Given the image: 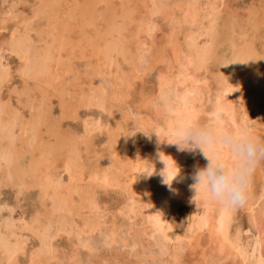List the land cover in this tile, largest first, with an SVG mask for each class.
Wrapping results in <instances>:
<instances>
[{
  "label": "bare ground",
  "instance_id": "6f19581e",
  "mask_svg": "<svg viewBox=\"0 0 264 264\" xmlns=\"http://www.w3.org/2000/svg\"><path fill=\"white\" fill-rule=\"evenodd\" d=\"M38 1H39V3L35 6V7H38L37 8L38 10L35 12V14H33L34 16H32V18H28V19H27V17H25L23 20L24 22L22 21V23H20L21 25L19 24L20 27H18V30L15 28L17 31H19V29H20V35L19 36L16 35L17 33L15 35H13V36H16L18 38L17 43L14 42L13 48H16V47L17 48L19 47L20 49L22 48L21 50L23 52V55H22L23 57L21 55L18 56V57H21L20 58L21 64L19 65L18 68H16V70L15 69H13V70H15V73H17V75L21 79L23 78V80H24L23 82H25L24 87H25V84L28 85V87H29L28 90L31 92V95H30L31 98L29 97V99H31L32 105L30 107L29 114H28L29 116H27L28 117L27 119L26 118L23 119L22 115H19L18 114L19 112H16V111L14 112V115L11 116V118H8V117H7L8 119L4 118L5 115H9L14 110L11 111L13 106L10 105L11 103L9 104L10 101L7 103L4 101V98L2 99L1 89L3 87L5 89V84H7V81H11L13 79V82H14L15 79L12 77L11 80L10 79L7 80V79H5L6 77H4V76H6V73L0 72V189L2 187H11V188H14L15 189L14 192L17 193L18 191H20L19 186L21 184H23V185H25V188H26L25 194L27 191L29 192L30 189L35 190L36 191L35 195H37V198H38L37 199L38 200L37 205L39 206V207L38 206L37 207L39 208V210L41 212H47V214L49 215V219L47 220L48 224L47 223L45 224L41 219V216H40L41 213L40 212L38 213L37 209L35 210L37 215H35L33 213V215H34L33 216L31 214L32 216L29 219V223H28V226L32 227L30 232H32V234L34 236H38V234H39L41 237L40 238L37 237V238H39L38 239L39 244H37L38 246L36 245L35 247L30 248V250H28V248L26 250L27 245H25V240L23 241L24 236L27 235L26 232H25L24 236H22L21 233H19V232H22V234H24V231L29 230L28 228H26V225H27L26 220H25L26 225H23V226L21 224H20V226L17 225L18 228H16V229L14 227H12V225H10V224L5 226V233L3 234L2 232H0V264H19L18 258L21 256L22 257L24 256V258H26V264H62V261L58 258V256L60 257V255L57 256V252L52 245H51L52 251H49L46 247L42 248V246H41V238L43 237V238L47 239V237H51L50 236L51 225L56 224V223H59L60 227H58V228H61L59 231L60 233H58V236H60V237L62 235H65V237L67 236L68 242H69V244H71L72 247L78 248V246H81L82 248H85L88 251H95V249H93L94 247H92L91 243H90L91 237H92L91 235L93 233H95V231L100 232V235H101L100 237H102V239L104 241L106 240L108 242V239H109V241L112 243H121L123 246H125L126 243H128L127 239L126 240H125V238L122 239L120 237L119 233L116 234V231L118 230V228L116 229L115 226L111 225V226L105 227L106 225L102 223V219L104 217L102 214H100L99 212L97 213L96 211H94V212L90 211V213H87V214L81 213V209H84V207H86L87 209H90V207H91L90 205H92L94 203V202H92V200L94 199L95 194L98 193V189L99 190L101 189L104 192H107L108 189H111L114 191L116 189L118 192L120 191L122 193H125L126 198L128 200H131L130 201L131 203H129V205L126 207L127 212L132 213L131 215H133L134 213H138V215L141 217L140 221L142 222V225H143V221L145 222L144 217H143V215H144L146 218V222L148 224V226H145V227H149L147 230L150 233L149 235L150 236L152 235L151 237H153V235L155 236L152 238L153 239L152 241H149L151 243L148 242L149 244H151L148 247H150V248L153 247V250L156 247L157 248H161V247L167 248V247H174V246H178L181 249H183L182 245H184V243L186 244L185 237H183V238L178 237V239L174 238L173 235L171 234V231H170L171 228L168 227L170 229H166L167 230L166 231L164 229V227L162 226L163 225L162 224L163 219H164L165 212H166L165 208L169 202L168 200L174 199V198H180V199L183 198V199H189L192 202L200 203L201 206L204 207L205 212L201 216V218L199 217L200 218L199 219V229L207 228V230H208L207 234L208 235L206 237L209 239V241H210L209 243H213L215 246L214 248L216 249V247H217V249L219 250V253H220V250L222 252H224L223 254H224L225 258H227V257L230 258V256H232L233 258H235V260L233 259L235 262L237 261L236 259L238 258V261L240 260L241 264H245L244 263L245 258H244L243 252L240 250H237L235 248L234 241H231L229 238L228 228H229L230 215L228 214V211L226 210L227 208H224V207L208 200L206 195L202 191L195 193V190L192 187V185L194 184L193 179L190 178L191 182L189 180L190 184H188V185H185V183L182 182V178H184L185 176H188L190 174V171H189V174L186 175V173H188L189 166L194 168L193 171H191L192 172L191 174L193 175L197 167H204L206 165L207 160L203 156L201 150L198 149L199 150L198 151L199 156L197 158H195L194 162H192L190 165H188L186 167L188 170H184L183 169L184 168L183 160H184V158H186L185 156L188 155L187 151H178L177 147L175 145L169 144L164 140L171 141L172 137L170 136V131L174 125L186 124V123L194 121V116H195L194 111H195L196 105L199 104L203 98V93H202V89H201L202 86L200 87V84H196L197 80H195V77H196L195 75H197L196 74L197 71L205 69L204 67H206V66L204 63L209 59H211V61L217 62L219 64V65L218 64H216V65H218L217 79L220 81L219 84L217 83V85H218V86H216L217 88L215 87V89L217 90V94H216L215 98L213 97L215 99V101H214L215 104L213 105L212 110H211V113H213V119L211 121L213 122V124L223 123L225 120L223 121V117H221L219 115L221 112H223L227 115L228 120H230L232 122L231 124H233L234 126H236L237 124H242L243 122L246 121L244 115H242L241 108L239 107V105L236 106V104L237 103L240 104V102L242 100L241 99L242 92L239 89V85H237V82L238 81L241 82L240 77L241 76L244 77L248 73H253L255 75L257 73H259V69H260L259 65L261 63L263 64V67H264V59L260 58L261 56H259V54L255 48V45L253 44L255 38H257L256 32L260 29L259 27L262 26L261 18L251 17L250 14L248 13L249 17H246L247 20L245 19V24L247 25L248 30L252 33L251 36L254 39L252 40V42H248V43L245 42L243 45L238 46V45H236L237 43L235 44L233 42L234 40L231 39L232 34H230V30H232L234 27H237L236 22L232 19L233 17L231 18L228 16H223L221 14V12H222L221 7L224 4V0H185L187 2H185L183 4V6L181 7L183 10L182 13L179 14V11H181V8H177L178 10L176 9L178 11V14H179V15L178 14L177 15L180 16L181 19H183V21L179 20L180 18L177 20L178 17H176V20L178 23H180V24H181V22L183 23L181 25L182 27H180V28L177 27L178 29L181 30V32H179V30H178V34L175 38H177V39L179 38V39L174 41V42H177V44L179 45L178 54H175L176 56L174 58L176 61H178L177 62L178 63V69H176L178 72V76L175 77V75H173L176 78L175 80H173L172 78H170V76H168V74L167 75L164 74L165 76H162L159 79V80H161V82L159 83V81H158V84H160L159 85V87H160L159 88V92H160L159 97H160L161 101H163V104L161 103L162 104L161 111L165 113V114L163 113L164 115L161 114L162 117L159 116L161 118L160 122H157L159 125L156 127L157 129L154 130L156 132V134L159 135V138H160L159 142L157 144H152V146L149 149L145 150L142 153H138L134 158L132 156H130L128 154L129 152L126 151L127 148L130 146L129 145L130 141L128 140V137H127V133L129 131L126 132L127 131L126 130L124 132V130H125L124 124L126 122V119L129 118L128 114H127L128 112L127 113L124 112L123 108L120 107L121 106L120 104H119L120 106H118V107H112V105H111L110 107L108 106L107 111H108L109 116L112 115L115 118V123H114L115 125H114V130L108 129L109 131H107L108 133L106 134V138L104 139L105 140L104 142L106 144L104 147L105 148L104 149L105 155H103L100 152V154L103 156L99 155L100 157L98 159L96 157L95 161H91V160L88 161V159L85 158V156H84V152L88 151L87 149L90 147L89 146L90 142L85 137L86 135L84 133L81 135L74 134V133H68V134L64 135V133H59L60 131L58 132V130H56L57 129L56 127L53 130H49V129L48 130H41V121H42L43 117L46 118L47 116H46V114H45L46 117L42 115L43 111H44L42 109V105H41L42 103L40 101L42 98L40 100H37L36 96H38V94L40 92L47 94L46 93L47 89L49 87H51V80L46 78L48 76L47 73L50 71L49 67L52 66L51 65L52 63H55L58 66L59 65L62 66V64H64L65 61L62 60L60 55H61V53L65 52V51H67V52L69 51L68 60L66 61V62H69V57H72V55H74L73 53H75L76 46H81L82 43H84L89 49L88 52L90 53L91 61H92V59L94 60L93 55L95 56V58H96L94 60L95 63H90V62H88L89 64L84 63L85 66H83L84 67L83 69L80 68L81 65H80V67L78 66L79 69H81L82 71L78 70V69H75V70L73 69L75 71L73 73V76L71 77V79H68L69 77H67V80H69L68 83L66 85H62L57 90V95L58 96H62V95L66 96V94H68L70 92L72 93V91H71L72 88H76L79 83H82V85L87 86L89 94H87V95L83 94L82 95V93H81L82 96L79 94L78 95L80 97L76 96V97L80 98V100H79V102L81 103L80 108L81 107L89 108L92 106H99L103 109V108H105V106H103L105 104V101L102 99L103 89H102V86H100L101 85L100 78L102 76L100 69L103 70L104 68L107 69V68H111L112 66H117V68L120 69V70H118V72H120V78L118 81L113 82L111 86H112V89H114L113 88V86H114L115 88L116 87L119 88L120 91L122 90L123 91V97H122L123 99L122 100H124L123 102H125V100L127 102V99L130 97V94H129V90L131 89L130 87L133 86V82L136 79L135 74L139 68L138 66H140V62L142 60L147 62L148 61L147 58L149 56V55L147 56V54L142 55L143 54L142 51L144 49L143 46L145 45V43H142V45L138 49H136V48L134 49L132 47L133 43L135 42L134 39L140 38V36H143V38L147 39L148 36H151V33L154 32V30L152 31V28H154V25L156 26V24L152 20H154V17H157V16L159 18L160 17L166 18V14L164 11L166 9L165 7L168 4L166 5L164 3V2H166V0H148V1H146V4L144 3V5H145L144 14L142 13V10L140 9V11L143 15L142 14H140V15L136 14L137 11H135L133 6L130 7V5H129V7H128L125 3L128 0H124V3L120 1L122 3V5H120V8L118 6L119 9H116L115 7H114V9H112L113 7L106 5L107 8H105V10L103 11V12H105L104 15L106 18L105 19L103 18L104 20L101 19L102 21H104V23L100 21L101 24L102 23L104 24L103 25L104 27H103V29H101L99 31V30H97L98 28L96 27V22H99V21H97L98 19H96V22H95V20H93V19H94V16L96 17L95 13L96 12L98 13V11L100 12V10L97 8L98 11H96L94 13V6L98 2H101L103 0H89V1L85 0V2H83V3H85V5L82 6V4H79V6L80 5L82 6L80 8L78 7V4H77L78 2L80 3V1L77 0L78 1L77 2L75 0V2L72 4L73 7L71 8V13L72 12L75 13V11L78 10L77 17H79V19H77V22H76L77 25H75V26H74V23L72 24V21H74V20L70 16L71 13L69 12V14L67 16L66 12L63 11L64 8L62 7V5L65 2H69V0L68 1L67 0H38ZM107 1H108L107 3L111 2V0H107ZM130 1L131 0H129V2ZM129 2H127V3H129ZM133 2H134V0H133ZM141 2H144V0H142ZM11 3H13V2H11ZM71 3H72V1H71ZM102 3H106V2L103 1ZM114 3H116V2H114ZM138 3H140V1ZM225 3H227V2H225ZM111 4H113V2ZM111 4H108V5H111ZM69 5H71V4H69ZM113 5H115V4H113ZM113 5H111V6H113ZM117 5H119V4H117ZM178 5H180V4H178ZM11 6H13V5H11ZM8 7H10V6L8 5ZM167 7H169V6H167ZM12 8L14 9V7H12ZM175 8H176V5L174 6V9ZM225 8L227 9V6ZM171 9H173V7H171ZM6 10H7V8H6ZM4 11H5V9H4ZM116 11H119V12H116ZM1 12L3 13L2 10H1ZM223 13H225V12H223ZM7 15L13 17L15 14L13 12L9 11L7 13ZM20 15H22V14H20ZM23 15H25V13ZM23 15H22V17H23ZM99 15L100 14L98 13V15H97L98 17H96V18H99ZM3 16L4 15L2 14L1 17H3ZM246 16H248V15H246ZM19 18H18V21H19ZM171 19L175 20L174 13L171 16ZM241 19L242 18H240V20ZM2 20H3V18H2ZM0 21H1V19H0ZM12 21H14V20H10V22H12ZM171 22H173V21L171 20ZM0 23L4 24L3 22H0ZM15 24H18V23L15 22L14 25ZM38 24H39V26H38ZM132 24H133V26H132ZM184 24L187 26L184 27ZM14 25L12 27H14ZM2 27H0V30ZM100 28H101V26H100ZM241 28H242V26H241ZM12 31H11V34H12ZM29 32L35 33V36H36L35 40H33V41L30 40L31 37H29V35H28ZM239 32H241V31H239ZM172 33H174V32H172ZM7 39H9V38H7ZM222 39H229L228 47L230 50V56H229V59L227 61H223L219 57V55H215L217 53L216 51L219 49V46L221 45L220 42ZM133 40H134V42H133ZM30 41H31V43H33L34 46L32 45V47H31V44L30 43L28 44V42H30ZM9 43H10V40H9ZM1 44H2V42H1ZM134 45H135V43H134ZM13 48H11V49H13ZM163 50H164V48H163ZM11 51H13V50H11ZM70 53H71V55H70ZM82 53H84V52H82ZM82 53H80V54H82ZM85 53H86V51H85ZM89 53H88V55H89ZM65 54H66V52H65ZM97 54H99L103 57L102 61L97 62V60L99 59L96 56ZM226 54H229V53H226ZM77 56H80V55L78 54ZM81 56H82V58L86 57V56H84V54ZM152 57H155V59L157 61H165V58H164L165 56L160 55V53H158V52H156L154 54L152 53ZM259 58L263 60L261 63L259 61L260 60ZM118 59H120L121 62H119ZM79 61H82V60L79 59L78 62ZM169 63H170V61H169ZM210 64H213V63L211 62ZM13 67L15 68V66H13ZM66 68H67V72H69V70H71L72 67L70 65L66 64ZM170 68H173V67H170ZM57 70H59V69H57ZM168 70H169V68H168ZM262 70H264V69H262ZM114 72H116V71H114ZM138 72H140V71H138ZM55 73H57V72H55ZM114 74H117V72ZM32 75L38 76V77L34 76L36 82H40L43 85H40V83H37V84L33 83L34 85H31V86L29 84H27V78H30ZM64 75H65V73H64ZM7 76L11 77V74L7 73ZM112 76L114 77L115 75H113V73H112ZM112 76H110V77H112ZM199 77H202V76H199ZM255 79L257 80V78H255ZM198 80H199V78H198ZM252 80H253V78H252ZM20 81H22V80H20ZM53 81H55V80H53ZM63 82H65V81H63ZM105 82H106V80H105ZM206 82H207V80H206ZM246 83H248V82H245V84ZM61 84H64V83H61ZM15 85H12V86L14 87ZM21 85H22V83H21ZM252 85H255V84H252ZM20 86H19V88H20ZM9 87L10 86L7 85L6 88H9ZM79 87L80 86H78V88ZM205 87H206V85H205ZM112 89H111V91H112ZM11 90L13 91V89H11ZM119 90H117L118 93H121ZM5 91H7V90H5ZM9 91H10V89H9ZM12 91H11V94H13ZM21 91H23V89ZM36 91L39 93H37ZM114 91H116V90H114ZM82 92H84V91H82ZM253 92L260 98V100L261 99L264 100V87H262V85L261 86L255 85ZM16 93L18 94V92H16ZM53 93H55V92H53ZM213 93H215V92H213ZM76 95H77V93H76ZM115 95H116V93H115ZM138 95H139V93H138ZM24 96H25V94H24ZM21 97H23V95L20 96V98ZM7 98L10 100L9 97H7ZM38 98H40V97H38ZM107 98H108V100H111L112 102L114 100V98H112V97L107 96ZM115 98H117V97H115ZM29 99H27V100L29 101ZM56 99H57V97H56ZM24 100H26V99H24ZM108 100L106 99V101H108ZM145 101L148 103V100H145ZM97 102L99 104H97ZM15 103H16V100H15ZM24 103H25V101H24ZM16 104L18 105V102ZM110 104H113V103H110ZM48 105H49V103H48ZM72 106L73 105H71L70 108H68L65 105H63V103H62L60 105V108L62 111L61 115L64 116L66 113L69 116V113L67 111L71 110V112H72V108H74L73 112L76 113V109H77L78 105H76V107H72ZM151 106H152V103H151ZM256 106H257V104H256ZM26 108L27 107L24 106V109H26ZM24 109L21 108L20 111H22ZM257 109H258V107H257ZM20 113H22V112H20ZM88 113L89 112L87 110V114ZM78 114H80V113H78ZM10 115H12V114H10ZM91 116H92V114H91ZM78 117L80 118V116H78ZM238 117H239V123L238 122L236 123V118H238ZM259 117H261V115ZM259 117L257 116V118H259ZM47 119L48 118H46V120ZM54 120L55 119L53 118V121ZM56 120L54 122H56ZM128 120H127V122H128ZM261 120H263V119H261ZM60 121H61V119H60ZM100 121H102V120L100 119ZM110 121H111V119H110ZM97 122H98V120H97ZM107 122H109V121H107ZM141 122H142L141 125H143V120ZM17 123L19 126V130H17L18 132L15 131ZM47 123H49V122L47 121ZM208 123H210V122H208ZM106 124H108V123H105V125ZM52 125H53V123H52ZM44 126H47L46 123ZM69 126H71V125H69ZM149 126L150 125L148 124L146 127H149ZM84 128H86V126H84ZM59 130H60V128H59ZM61 130H62L61 132L64 131L63 128ZM125 133H126V135H125ZM101 135H102V137H104L103 136L104 134H101ZM89 136H91V135H89ZM145 144H146V142H145ZM93 147L94 146H92V148ZM99 149L103 150L101 147ZM205 151L207 152L208 149H205ZM62 153H65L64 154L65 156L64 155L63 156L66 158L65 170L67 172V178L65 177L66 178L65 182L64 181H55V180L53 182V180L51 179V177L48 173V168L50 169V167H48V162L52 158H54L57 155L62 154ZM88 153H90V152L88 151ZM94 153H96V150ZM58 159H60V158L57 157L56 162H58L57 161ZM62 159L63 158H61L60 160L62 161ZM155 162L157 165L154 164ZM53 163H55V160ZM65 163H62V164H65ZM147 163L149 164L150 169L147 172V174H146V172H144L143 176H144V178L147 179V177H148L147 175L150 174L149 175L150 176V179H149L150 182L148 180L149 183L146 184L143 182L144 180H142V178L141 179L139 178V172L144 171L142 169H144L146 167ZM174 163L177 166V168L179 169V173H178L177 177L171 181V184L169 186L168 183H165V179H164L163 174L165 175L166 179L168 181H170L171 179H169V176H171V178H172V176L175 174V171H176V169L174 167ZM165 165H166V167H165ZM93 167H95V169ZM90 169H94V170L91 171ZM97 169H99L98 171L101 174L98 173V171H95ZM86 170H90V173L92 175L88 178H89V180L91 179L92 181H90V183H88V184H85V186L82 185L83 187L76 186V184L78 185L79 183H77L76 180H74L75 177L77 176L76 178H81V176H83V174L85 173ZM49 172H50V170H49ZM52 176H54V175H52ZM262 176H264V175H262ZM58 180H60V179H58ZM184 182H185V180H184ZM96 196H98V195L96 194ZM138 197H141V199H140L141 203L140 204H138L139 202L136 201V199ZM257 197L258 196H256L255 199ZM251 199H254V198H251ZM251 199H250V201H251ZM14 201H15V199H14ZM17 201H18V199H17ZM259 201H260V204L257 201L259 206L256 210H255V207L253 206L254 207V210H253L254 211L253 212L254 217L256 219V222L259 223L258 225H260V223H262L261 221L264 219V189H263V192L261 194V198ZM5 204L6 203H3V205H5ZM8 206H10V205L8 204ZM3 207H5V206H3ZM19 209L21 210V208H19ZM1 210L3 212V208ZM13 211H14V208H13ZM10 213H12V212H10ZM21 215L23 217V214H21ZM26 215H28V214H26ZM131 215H128V216H131ZM228 216H229V218H228ZM24 219H26V217ZM4 221H7V220L5 219ZM22 221H23V219H22ZM112 223L114 224V222H112ZM252 224H251V226H252ZM190 225H191V223H190ZM243 225H245V224H243ZM255 225H256V223H255ZM262 227L264 228V226H262ZM102 228H108V229H106V231H104L105 229L102 230ZM263 228H262V230H263ZM254 230L255 229H253V231ZM34 231L36 233L38 232V234L36 235V233H34ZM260 231H261V229H260ZM127 232H129V231H127ZM140 232H142V231H140ZM203 234H205V232H203ZM261 234H263L262 231H261ZM29 235H31V234H29ZM186 235L187 234H185V236ZM138 236L139 235L136 233H133V234L130 233L129 234V239H130V241H132L133 245H135L141 241L140 240L141 238L139 239ZM147 236H148V234H147ZM147 236H145V237H147ZM196 236H197V234H196ZM204 236H200V237L205 239L206 237L204 238ZM30 237H31V239L34 238L32 236H30ZM30 237H28V239ZM11 238L13 239L12 241L10 240ZM25 238H27V237H25ZM118 238H119V240H118ZM258 238H259V236H258ZM258 238L256 237V239H258ZM30 241H29V244H30ZM130 241H129V244L131 243ZM143 241H144V239H143ZM33 242H35V241H33ZM145 242H143V243H145ZM204 242H206V241H204ZM259 242H260L259 243L260 248L258 249L257 264H263L264 263V254H263V251L261 249L262 248L261 243L264 242V239L262 238V236L260 237ZM140 243H139V245H140ZM146 244L147 243H145L144 245H146ZM204 244L206 245L207 243H204ZM122 245H121V248H122ZM253 245H256V243L255 244L253 243ZM54 246H55V243H54ZM56 246H58L57 243H56ZM64 246H66V245H64ZM146 246H141V248L145 251L147 249ZM186 246H188V245H186ZM210 246H212V245L210 244ZM27 247H31V245L27 246ZM127 247H128V245L125 248H127ZM257 247H258V245H257ZM117 248H120V247H117ZM136 248L139 249V247H137V246H136ZM202 248H203V246H202ZM215 249H214V251H215ZM58 250L61 251L62 249H58ZM74 250L78 251V249H74ZM113 250H114V248H113ZM118 250L119 249H117V251ZM148 250L149 249H147V252H149ZM153 250L151 249V251H153ZM207 250L211 252L212 249L211 250L207 249ZM25 251H27V252H25ZM133 251H134V247H133ZM144 251H142V253ZM230 251H231V253H230ZM140 252H141V249H140ZM201 252H202V250H201ZM210 252H208V253L210 254ZM222 252H221V254H222ZM73 253H75V251ZM77 253H75L73 255L75 258L76 257L79 258L78 255H80V254L79 253L77 254ZM92 253H94V252H92ZM120 253L121 252H119V254ZM213 253H211L212 256H214ZM252 253H253V251H252ZM48 254L50 255L51 258L47 257V256H49ZM58 254H59V252H58ZM108 254L111 256L110 253H108ZM204 255H205V253H204ZM106 258H108V257H106ZM221 258H222V255H221ZM65 259L67 260V257ZM204 259H205V257H204ZM217 259L219 260L220 258H217ZM205 260H207V262H208V259H205ZM246 260H247V258H246ZM246 260H245V262H246ZM74 261H73V263H74ZM220 261H221V259H220ZM224 261L227 262V259H225ZM250 261H252V260H250ZM214 262L217 263L216 260ZM76 263H78V262H76ZM117 263H119V262H117ZM92 264H94V263H92ZM224 264H226V263H224ZM247 264H248V262H247Z\"/></svg>",
  "mask_w": 264,
  "mask_h": 264
},
{
  "label": "rangeland",
  "instance_id": "374dc122",
  "mask_svg": "<svg viewBox=\"0 0 264 264\" xmlns=\"http://www.w3.org/2000/svg\"><path fill=\"white\" fill-rule=\"evenodd\" d=\"M71 1H72V3H71ZM78 1H80V3ZM78 1H77L78 2L77 4H78V7L79 8L82 7L83 5H85V3H83V2H85V0H78ZM87 1H89V0H87ZM103 1L106 2V3H102ZM103 1L98 2L94 6V13L96 11H98V9L100 10V12L98 11V13L100 14L99 15V18L100 19L99 18H96V17H98L97 16L98 15L97 12L95 13L96 17L94 16V19H93V20H95V22H96V19H98L97 21H99V22H96V27L98 28L97 30H99V31L101 29H103V27H104L103 26L104 25L103 24L104 21H102L101 19H103V18L105 19L106 18L105 15H104L105 12H103L105 10V8H107L106 5L107 6H110V7H113L112 9H114V7L116 9H119L120 8V5H122L121 2L124 3V0H119V1L118 0H111L110 3H107L108 2L107 0H103ZM139 1H140V3H138ZM141 1L142 0H134V2H133V0H131L129 2V0H128L127 2H129V3H127V2H125V3H126V5L128 7H129V5H130V7L133 6L134 9H135V11H137L136 14H139L140 15L142 13L144 14V11H145L144 10L145 9L144 8L145 7L144 3L146 4V1H148V0H144V2H141ZM11 2H13V3H11ZM74 2H75V0H69V2H65L62 5V7L64 8L63 11L66 12L67 16H68L69 12L71 13V8L73 7L72 4ZM112 2L115 5L111 4ZM114 2H116V3H114ZM185 2H187V1H185V0H179V1L178 0H166V2H164V3L166 5L168 4L167 6H169V7H167L165 5L166 6L165 7L166 9H165L164 12L166 14V18L165 17H160L159 18L158 16L157 17H154V20H152V21L156 24V26L154 25V28H152V31L154 30V32L151 31L152 32L151 33V36H148L147 39L146 38H143V36H140V38L134 39L135 42L133 40V42L135 43V45L133 43V46L132 47L134 49L135 48L138 49L142 45V43H145V45L143 46L144 49L142 51V53H143L142 55H144V54L146 55L147 54V56L148 55L149 56L147 58L148 59L147 62H145V61L142 60L140 62V66H138L139 68H138V70H137V72L135 74L136 79L133 82V86L130 87L131 88L129 90L130 97L127 99V102L125 100L126 103L123 102L124 100H122L123 99L122 98L123 97V91L122 90L120 91L119 88H117V87L115 88L114 86H113L114 89H112V86H111L113 82L118 81L119 78H120V72H118V70H120V69L117 68V66H112L111 68H107V69L106 68H104V69L102 68L103 70L100 69V72H101V75L102 76L100 78L101 85L100 84L99 85L102 86V89H103V97H102V99L105 101V104L103 105V106H105V108L102 109L99 106H92V107H89V108H84V107H81L80 108V104L81 103L79 102V100H80V98H79L80 96L79 95H81V93H82V95L83 94L84 95L89 94L88 93L87 86L82 85V83H79L76 88H72L73 89V90L71 89L72 93L70 92V93L66 94L67 97L65 95L58 96L57 95V90L62 85H66L68 83L69 80H67V77H69L68 79H71V77L73 76V73L75 72L74 71L75 69L81 70V69H79L80 65H81L80 68L83 69L84 68L83 66H85L86 63L87 64H89L88 62L95 63L94 60L96 59L95 56L93 55L94 60L92 59V61H91L90 53L88 52L89 49H88V47L84 43H82L81 46H76L75 53H73L74 55H72L73 58L72 57H69V62H66L68 60V53H69V51L68 52L65 51L66 54H65V52L61 53L60 56H61L62 60L65 61V63L67 65H70L72 67L71 70H69V72H67V68H66V64L65 63H64L65 65L62 64V66L61 65L58 66L55 63H52L51 64L52 66L49 67L50 68V71L47 73L48 76L46 77L47 79L51 80V87H49L47 89V92H46L47 94H45L43 92H40L39 93V92L36 91L37 93H39L38 96H36L37 97V100H40L42 98L40 100L41 103H42L41 104L42 105V109L44 110L42 115L45 116V114H46L47 117L46 116L45 117L48 118L46 120V118L43 117V119L41 121V130H48V129L49 130H53L56 127L57 128L56 130H58V132L60 131L59 133H64V135H66L68 133H74V134L81 135V134L84 133L86 135L85 137L90 142V144H89L90 147L87 149L90 153H88V151L86 150L87 152H84V156H85V158L88 159V161H90V160L91 161H95V158L96 157L98 159L100 156L105 155L104 154L105 153V151H104L105 148L104 147H105L106 144L104 142L105 141L104 139L106 138V134L108 133L107 131H109L110 129L111 130H114L115 118L112 115L111 116L108 115L107 108H108V106L110 107L111 105H112V107H118V106L121 105L120 107L123 108L124 112H126V113L128 112L127 114H128V117H129L128 118L129 120L126 119V122L124 124V126H125L124 127L125 128L124 132L126 130H127L126 132L129 131L127 133V137H128V140L130 141L129 142L130 143L129 144L130 146L126 150L127 152H129L128 154L134 158L138 153H142L145 150L149 149L152 146V144H157L159 142V139L160 138H159V135L156 134V132L154 130H156L157 129L156 127L159 125L157 122H160V119H161L160 117H162V115L165 114L164 112L161 111L163 101H161V99L159 97V95H160V92H159V88L160 87H159V85L160 84H158V81L160 83L161 80H159V79L162 76H165L167 74L173 80H175L176 79L175 77L178 76V72L176 70V69H178V63H177L178 61H176L174 58L176 56L175 54H178V50H179L178 47H179V45L177 44V42H174V41H176V40L179 39V38L178 39L175 38L177 36V34H178V30H179V32H181V30L178 29V28L182 27L181 25L183 23L181 22V24H180V23L177 22V20L180 18V16H178V15L182 13L183 10H182L181 7L183 6V4ZM225 2H227V3H225ZM38 3H39L38 0H11V1L10 0H0V6H1L0 7V17H1L2 14L4 15L3 17L0 18L1 19L0 22H3L4 23V24L0 23V27L3 26L1 28V30H0V44L2 42V44L0 45V72L6 73V76H4V77H6L5 79H7V80L8 79L11 80L12 77L15 79L14 82H13V79L11 81H7V84H5V89H4V87L1 89L2 99L4 98V101L7 102V103L10 101L9 104L11 103L10 105L13 106V108L11 109V111L14 110L12 113L9 112L12 115H10V114L9 115H5L4 116L5 119L11 118V116L14 115V112L15 111L16 112H19L18 114L19 115H22L23 119H25V118L27 119L28 118L27 116H29L28 115L29 114V110H30V107L32 105L31 99H29V97L31 98V96H30L31 95V92L28 90L29 89L28 85L25 84V87H24V83L25 82H23L24 81L23 78L21 79L17 75V73H15L16 68H18L19 65L21 64V59H20L21 57H18V56L19 55L22 56L23 55V52L21 50L22 48L21 49L19 47H18L19 49L17 47L16 48H13L14 42L17 43V41H18L17 40L18 38L16 36H13V35H15L16 33H17L16 35H18V36L20 35V29H19V31H17L18 30V27H20L19 24L22 23V21L24 20L25 17H27V19H28V18H32V16H34L33 14H35V12L38 10L37 9L38 7H35ZM177 3L180 4V5H178ZM69 4H71V5H69ZM79 4H82V6L81 5L79 6ZM108 4H111L113 6L108 5ZM117 4H119V5H117ZM8 5L10 7H8ZM11 5H13V6H11ZM175 5H176V8L174 9V6ZM118 6H119V8H118ZM226 6H227V9L225 8ZM12 7H14L15 10ZM171 7H173V9H171ZM6 8H7V10H6ZM177 8H181V11H179V14H178V11H177L178 9ZM4 9H5V11H4ZM140 9L142 10V13H141ZM1 10L3 11V13L1 12ZM221 10H222L221 14L223 16H228V17H231V18L233 17L232 19L236 22L237 27L239 26L238 28L237 27H234L232 30H230V34H232L231 35V39L234 40L233 42L235 44L237 43L236 45H238V46L243 45L245 42L246 43L252 42V40L254 39L251 36L252 33L248 30L247 25L245 24V19L247 20L246 17H249V14H250L251 17L261 18V20H262V26L259 27L261 30L259 29L260 31L258 30L256 32V37L257 38H255L253 44L255 45V48H256L259 56H262V54L264 55V0H226V1L224 0V4L222 5ZM9 11L13 12L15 14L14 15L15 17L14 16L12 17V16L7 15V13ZM116 12H119V11H116ZM223 12H225V13H223ZM24 13H25V15H23ZM72 13L70 14V16L73 18L74 21H72V24L74 23V26H75V25H77L76 24L77 19H79V17H77L78 10H76L75 13H73V14ZM173 13H174L175 20L171 19V16H172ZM20 14H22L23 17ZM246 15H248V16H246ZM17 17L18 18L20 17L19 18V21H18V18ZM176 17H178L177 20H176ZM2 18H3V20H2ZM240 18H242V19L240 20ZM10 20H14V21L10 22ZM171 20L173 22H171ZM179 20L183 21V19H181V18ZM100 21L103 22V23L101 24ZM15 22L18 23V24H15L16 26L14 25ZM39 24H38V26H39ZM13 25H14V27H12ZM100 26H101V28H100ZM132 26H133V24H132ZM186 26L187 25L184 24V27H186ZM241 26H242V28H241ZM11 31H12V34H11ZM239 31H241V32H239ZM172 32H174V33H172ZM29 33H28V35H29V37H31L30 40H32V41L35 40V38H36L35 33L34 32H29ZM7 38H9V39H7ZM9 40H10V43H9ZM29 43L31 44V47H32L33 43H31V41L28 42V44ZM220 43H221V45L219 46V49L216 51L217 53L215 55H219V57L223 61H227L229 59V56H230V50H229V47H228V45H229V39H222ZM11 48H13V49H11ZM163 48H164V50H163ZM11 50H13V51H11ZM85 51H86V53H85ZM82 52H84V53H82ZM156 52L160 53V55H162V56H165L164 57L165 58V61H157L155 59V57H152V53L154 54ZM80 53H82V54H80ZM88 53H89V55H88ZM226 53H229V54H226ZM78 54L80 56H77ZM83 54H84V56H86L85 58L84 57L82 58L81 55H83ZM70 55H71V53H70ZM96 56L99 58L97 60V62H100V61L103 60V57L101 55L97 54ZM79 59L82 60V61H79L78 62ZM118 60H119V62H121L120 59H118ZM169 61H170V63H169ZM259 61L261 63L263 60L260 59ZM211 62L213 64H210ZM204 64L206 66L204 68L205 69L207 68L206 69L207 71L205 69H202L203 71L202 70H199L200 72L197 71L196 72L197 75H195L196 76L195 77V80H197L196 84H200V87L202 86L201 89H202V93H203V98H202L201 102L199 103L200 105L199 104L196 105V108H195V111H194V115H195L194 116V121L197 119L196 121H199L200 123L208 124V122H210V123L213 124V122L211 121L213 119V113H211V110H212L213 105L215 104L214 103V101H215L214 98L216 97V94H217V90L215 89V87L218 86L217 83L218 84L220 83V81L217 79L218 65L219 64L217 62L211 61V59L207 60ZM216 64H218V65H216ZM13 66H15V68ZM170 67H173V68H170ZM168 68H169V70H168ZM259 68H260L259 69V73H257L256 75L253 74V73H248L246 76H244V77L241 76L242 78L240 77L241 82H239V81L237 82V85H239V89L242 92V97H241L242 100H241L240 104L237 103L236 106L239 105V107L241 108L242 115H244L245 120L247 122H249V123H254L256 121H260V122L264 123V121H263L264 120V100L263 99L260 100V98L253 92L254 91V88H255V85L256 86L257 85H260V86L262 85V87H264V72H263L264 70H262V69H264V67H263V64L262 63L259 65ZM13 69H15V70H13ZM57 69H59V70H57ZM114 71H116L118 75L117 74H114V73H116ZM138 71H140V72H138ZM55 72H57V73H55ZM63 72L65 73V75H64ZM7 73L8 74H11V77L7 76ZM112 73H113V75H115L114 77L112 76ZM173 75H175V77ZM34 76L35 77H38L36 75H34ZM34 76L32 75L31 76L32 78L31 77L30 78H27V84H29L30 86L31 85H34L35 83L36 84L37 83H40V82H36ZM110 76H112V77H110ZM199 76H202V77H199ZM198 78H199V80H198ZM252 78H253V80H252ZM255 78H257V80ZM19 79L22 80V81H20ZM53 80H55V81H53ZM105 80H106V82H105ZM206 80H207V82H206ZM63 81H65V82H63ZM245 82H248L249 84L248 83L245 84ZM21 83H22V85H21ZM61 83H64V84H61ZM252 84H255V85H252ZM7 85L10 86V87L9 88H6ZM12 85H15V86L13 87ZM40 85H43V84L40 83ZM205 85H206V87H205ZM19 86H20V88H19ZM78 86H80V87L78 88ZM9 89H10V91H9ZM11 89H13V91ZM22 89H23V91H21ZM111 89H112V91H111ZM5 90H7V91H5ZM14 90L16 92H18L19 95ZM114 90H116V91H114ZM117 90H119L121 93H118ZM11 91H12L13 94H11ZM82 91H84V92H82ZM53 92H55V93H53ZM213 92H215V93H213ZM76 93H77V95H76ZM115 93H116V95H115ZM138 93H139L140 96L138 95ZM24 94H25V96H24ZM119 94L120 95L122 94V95L120 96ZM22 95H23V97L20 98V96H22ZM6 96L9 97L10 100ZM76 96H79V97H76ZM107 96L114 98L113 102L111 100H108ZM38 97H40V98H38ZM56 97H57V99H56ZM115 97H117V98H115ZM23 98L26 99V100H24ZM27 99H29V101ZM106 99L108 101H106ZM15 100H16V103L18 102V105L15 103ZM145 100H148V103ZM24 101H25V103H24ZM27 103L28 104L30 103V104L28 105ZM48 103H49V105H48ZM62 103H63V105H65L68 108H70L71 105H73L72 107H76V105H78L79 107L77 106L76 113L73 112V109L74 108H72V112L75 115L71 112V110H69V111H67L69 113V116L66 113H65L66 116L65 115L62 116L61 115V112L62 111H61V108H60V105ZM110 103H113V104H110ZM151 103H152V106H151ZM97 104H99V103L97 102ZM256 104H257V106H256ZM24 106L27 107V108L24 109ZM20 107L22 109H24V110L20 111L21 110ZM257 107H258V109H257ZM87 110L89 112L88 114H87ZM20 112H22V113H20ZM78 113H80V114H78ZM91 114H92V116H91ZM219 115L221 117H223V121L225 120L223 122L224 124L227 123V124H230V125L234 126L233 124H231L232 122L230 120H228L227 115L225 113L221 112ZM260 115H261V117H259ZM78 116H80V118ZM257 116L259 118H257ZM53 118L55 120L57 119L56 122H54L55 120L53 121ZM59 118L61 119V121H60ZM100 119L102 121H100ZM110 119H111V121H110ZM261 119H263V120H261ZM97 120H98V122H97ZM127 120H128V122H127ZM142 120H143V125H141V123H142L141 121ZM47 121L49 123H47ZM107 121H109V122H107ZM104 122L105 123H108V124L105 125ZM237 122L239 123V117L236 118V123ZM45 123H46L47 126H44ZM52 123H53V125H52ZM148 124L150 126L149 127H146ZM69 125H71V126H69ZM84 126H86V128H84ZM59 128H60V130H59ZM62 128L64 130L63 132H61L62 131L61 130ZM15 129H16L15 131L19 130L18 123L16 124V128ZM101 134H104L103 135L104 137H102ZM129 134H131V135H129ZM89 135H91V136H89ZM125 135H126V133H125ZM145 142H146V144H145ZM92 146H94V147L92 148ZM100 147L103 150L99 149ZM95 150H96V153H94ZM198 151H199L198 148L195 149L194 151H187V154L188 155H186L185 156L186 158H184V160H183V166H184L183 169L184 170H188L189 169L188 170V173H186V175L189 174V171H190V174L192 173L191 171H193L194 168H192V167L189 166V168L187 169L186 167L188 165H190L192 162H194L195 158H197L199 156L198 155ZM100 152L103 155H101ZM64 154L65 153L59 154L56 157L52 158L48 162V167H50V169L48 168V173H49L51 179L53 180V182H54V180L55 181H64L65 182V180L67 178V172L65 170V168H66V163H65L66 158L64 157L65 156ZM57 157L60 158V159L63 158L64 160L62 159V161H61L60 159H58L57 160L58 162H56ZM54 160H55V163H53ZM62 163H65V164H62ZM154 164L157 165L156 162ZM93 168L95 169V167H93ZM94 169H90V170L92 171ZM149 169H150L149 168V164L147 163L146 167L144 169H142L144 171H142V172L140 171L139 172V178L140 179L142 178V180H144L143 182L146 183V184L150 182V180H149L150 179V176L147 175L148 177L146 179V178H144L143 174H144V172L147 173L149 171ZM49 170H50V172H49ZM90 170H86L85 173L83 174V176H81V178H76L77 176L75 177L74 180H76V182L79 183L78 185L75 183L76 186L83 187V186H85V184H88V183H90V181H92L91 179L89 180V178H88V177H90L92 175L90 173ZM98 170L99 169H97L95 171H98ZM263 171H264L263 169L262 170L261 169H258L255 172V174L253 175V177H252V181L253 182H252V185H251V198H254V199H251V201H249L248 205L245 206V207H242V208H239V209H236V210L226 209L228 211V214L230 215L229 228H228L229 238H230L231 241H234L235 248L237 250H240V251L243 252V255H244V258H245L244 259V263L245 264H247V262H248V264H257V260H258V249L260 248L259 247V243H260L259 242V239H260L261 236L264 239V228L262 227V226H264L263 225L264 224V219L261 221L262 223H260V225H258L259 223L256 222V219H255L254 213H253L254 212L253 211L254 210V207H255V210H256L258 208V206H259L258 205V202L260 204V201L259 200L261 198V194H262L263 189H264V184H263L264 183V176H262V175H264V172ZM98 173H100V172L98 171ZM190 174L188 176H185L184 178H182V182L185 183V185L190 184L189 183V180L191 182L192 174L191 175ZM52 175H54V176H52ZM58 179H60V180H58ZM148 180H149V182H148ZM184 180H185V182H184ZM14 191H15V189L14 188H11V187H2L0 189V204H1L0 205L1 206L0 207V210L3 208V212H2V210L0 211V215H1L0 216V223H1L0 224V227H1L0 228L1 229L0 232H2L4 234L5 233V226H7L9 224L12 225V227H14L16 229V228H18L17 225L18 226H20V224L22 226L23 225H26L25 222L27 221L26 228H28L29 230L28 231H24V234H22V232H19V233H21V235L24 236L25 235V232H26L27 235H25L24 238L23 237L22 238H23V241L25 240V245H27V246H30L31 245V247H27L26 246V250H27V248H28V250H30V248L35 247L37 244H39L38 239L41 236L38 234V232L36 233L34 231V233H36V235L38 234V236H34L32 234V232H30L32 227L28 226L29 219L31 218V216L33 215V213L35 215H37V213L35 211L37 209L38 213L39 212L41 213L40 216H41L42 221L45 224L46 223L48 224V221L47 220L49 219V215L47 214V212H41L39 210V208H38L39 206L37 205V203H38V200L37 199L38 198H37V195H35L36 194V191L35 190H31L30 189L29 192L27 191L28 193L26 192V194L22 195L24 198L22 196H21V198H19L21 201L19 199L17 201V193L14 192ZM96 194L98 196H96ZM96 194H95L94 199L92 200V202H94L95 204L93 203L94 205L93 204L90 205L91 206V207L89 206L90 209H87L86 207H84V209H81V213L87 214V213H90V211H93V212L96 211L97 213L99 212L100 214H102L104 216L103 219H102V223L106 225L105 227L112 225V226H115L116 229L118 228V230L116 231V234L119 233L120 234V237L122 239L125 238V240L127 239L128 243H126V245L123 246L121 243H112V242L109 241V239H108V242L106 240L104 241L102 239V237H100L101 236L100 235V232L95 231V233L96 232L97 233L96 234L93 233L91 235L92 237H91V242H90L91 243V246L94 247L93 249H95V251H88L87 249L82 248L81 246H78V248L77 247H72L71 244H69V242H68L67 236L66 237H65V235H62L61 237L58 236V233H60L59 231H60L61 228H58V227H60L59 226V223H56V224L51 225V228H50V236L51 237H56L57 236L55 238V240L54 239L51 240V245L55 248V250L57 252V256L60 255V257L58 256V258L62 261V264H74V263L75 264H79V263L80 264H90V263L91 264L92 263H94V264H97V263L98 264H101V263L102 264H134L135 263V260L133 258L136 257V256H138V254L142 253V251H144L141 248V246H146L147 245L146 247H147V249H149L148 250L149 252L151 251V249L153 250V247L150 248L148 246L151 245V244H149V243H151L149 241H152L153 240L152 238L155 237V236L153 235V237H151L152 235L151 236L149 235L150 233H149V231H147L149 227H145V226H148V224L146 222V218H145L144 215H143V217H144L145 222L143 221V225H142V222L140 221L141 217L138 215V213H134L135 215L134 214L131 215L132 213H130V212L128 213L127 212L126 207L129 205V203H131L130 202L131 200H128L126 198L125 193H122L120 191L118 192L116 189H115V191L114 190H111V189H108L107 192H104L101 189L100 190L98 189V193H96ZM256 196H258V197L255 199ZM14 199H15V201H14ZM140 199H141V197H138L136 199V201L139 202L138 204L141 203V200ZM181 199L180 198H174V199H169L168 200L169 202H168V205L165 208V211L166 212H165V216H164V219H163V223H162L163 225L162 226L164 227L165 230L171 228L170 231H171V234L173 235L174 238H177L178 239V237L179 238L185 237L186 244L184 243V245H182L183 246V250L185 251L184 264H201V263L202 264H218V263L219 264H222V263L223 264L224 263H226V264H235L236 263L237 264L238 262H239L238 264H241V261L240 260L238 261V258L236 259L237 260L236 262L234 261L235 258H233L232 256H230V258L229 257L225 258L224 254H223L224 252H222L220 250V253H219V250L217 249V247L215 249L214 248L215 247L214 244L213 243H209L210 241L206 237L208 235L207 234V232H208L207 228L199 229V219L201 218V216L205 212L204 207L201 206L200 203L192 202L189 199H183V198H181ZM3 203H6V204L3 205ZM7 203L10 206H8ZM3 206H5V207H3ZM13 208H14V211H13ZM19 208H21V210ZM10 212H12V213H10ZM21 214H23V217H22ZM26 214H28V215H26ZM128 215H131V216H128ZM25 217H26V219H24ZM228 218H229V216H228ZM3 219L4 220L6 219L7 221H4ZM22 219H23V221H22ZM112 222H114V224ZM190 223H191V225H190ZM255 223H256V225H255ZM243 224H245V225H243ZM251 224H252V226H251ZM168 227H170V228H168ZM259 228L261 229V231H262L263 234H261V231H260ZM262 228H263V230H262ZM106 229H108V228H102V230H104V231H106ZM253 229H255V230L253 231ZM126 230L129 231V232H127ZM140 231H142V232H140ZM203 232H205V234H203ZM130 233L131 234L136 233V234L139 235L138 236L139 239L141 238L140 239L141 240L140 241L141 243L139 242L140 245H139V243H137L138 245L135 244L137 247H139V249L136 248V246L132 244V241H130V239H129V234ZM146 233L148 234L149 237L147 236ZM29 234H31V235H29ZM185 234H187V235L185 236ZM196 234H197V236H196ZM30 236H32L34 238L31 239ZM145 236H147V237H145ZM200 236H204V238L206 237L208 240L206 238L203 239ZM258 236H259V238H258ZM25 237H27V238H25ZM28 237H30V238L28 239ZM37 237H39V238H37ZM256 237L258 239H256ZM143 239H144V241H143ZM10 240L12 241L13 239L11 238ZM118 240H119V238H118ZM29 241H30V244H29ZM33 241H35V242H33ZM129 241L131 242L130 244H129ZM204 241H206V242H204ZM143 242H145L147 244L144 245L145 243H143ZM54 243H55V246H54ZM56 243H57L58 246H56ZM204 243H207V244L205 245ZM253 243L254 244L256 243V245H253ZM120 244L122 245V248H121V245ZM210 244L212 246H210ZM64 245H66V246H64ZM127 245H128V247L125 248ZM186 245H188V246H186ZM257 245H258V247H257ZM261 245H262V248L261 249H262L263 254H264V242L261 243ZM202 246H203V248H202ZM117 247H120V248H117ZM133 247H134V251H133ZM113 248H114V250H113ZM58 249H62V250L59 251ZM74 249H78V251L77 250H74ZM117 249H119V250L117 251ZM140 249H141V252H140ZM147 249L143 253H146L147 252ZM155 249H157V247ZM207 249H209V250L212 249V250L210 252ZM214 249H215L216 252L214 251ZM201 250H202V252H201ZM74 251H75V253L78 252L80 254V255H78L79 258H77V257L75 258L73 256L75 254V253H73ZM252 251H253V253H252ZM25 252H27V251H25ZM58 252H59V254H58ZM92 252H94V253H92ZM119 252H121V253L119 254ZM208 252H210V254ZM221 252H222V254H221ZM108 253H110L111 256ZM204 253H205L206 256L204 255ZM211 253H213L214 256H212ZM230 253H231V251H230ZM220 254L222 255V258H221V255ZM64 255L67 257V260L65 259L66 257ZM21 257L18 258V261H19L18 263L19 264H26V258H24V256L22 258ZM47 257L48 258H51L50 255L47 256ZM106 257H108V258H106ZM204 257H205V259H208V262L209 263L207 262V260L204 259ZM216 257L217 258H220L221 261H220V259L218 260ZM246 258H247V260H246ZM225 259H227V262L224 261ZM215 260L217 261V263L214 262ZM245 260H246V262H245ZM250 260H252V261H250ZM73 261H74V263H73ZM76 262H78V263H76ZM117 262H119V263H117Z\"/></svg>",
  "mask_w": 264,
  "mask_h": 264
},
{
  "label": "clouds",
  "instance_id": "9594fccd",
  "mask_svg": "<svg viewBox=\"0 0 264 264\" xmlns=\"http://www.w3.org/2000/svg\"><path fill=\"white\" fill-rule=\"evenodd\" d=\"M170 136L171 141H164L175 145L178 151L198 148L207 160L192 175L195 193L202 191L208 200L227 209L248 205L252 177L257 169H264V123L245 121L232 126L192 121L174 125ZM174 167L176 171L170 181L162 173L169 186L179 173L175 163ZM184 255L185 251L178 246L161 247L141 253L134 260L135 264H184Z\"/></svg>",
  "mask_w": 264,
  "mask_h": 264
},
{
  "label": "snow or ice",
  "instance_id": "6c2138e0",
  "mask_svg": "<svg viewBox=\"0 0 264 264\" xmlns=\"http://www.w3.org/2000/svg\"><path fill=\"white\" fill-rule=\"evenodd\" d=\"M260 58L264 59V55H262ZM169 179H171V176H169ZM20 191L17 192V199H19L22 195L25 194L26 188L25 185L21 184L19 186ZM55 239V237H47V239L45 238H41V246L42 248H47L49 251H52L51 248V240Z\"/></svg>",
  "mask_w": 264,
  "mask_h": 264
}]
</instances>
